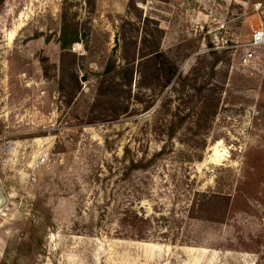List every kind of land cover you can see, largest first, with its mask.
Instances as JSON below:
<instances>
[{"label":"rangeland","instance_id":"1","mask_svg":"<svg viewBox=\"0 0 264 264\" xmlns=\"http://www.w3.org/2000/svg\"><path fill=\"white\" fill-rule=\"evenodd\" d=\"M260 28L264 0H0V264H264Z\"/></svg>","mask_w":264,"mask_h":264},{"label":"built area","instance_id":"2","mask_svg":"<svg viewBox=\"0 0 264 264\" xmlns=\"http://www.w3.org/2000/svg\"><path fill=\"white\" fill-rule=\"evenodd\" d=\"M264 46V28L257 29L251 40L245 45L244 60L251 61L258 48Z\"/></svg>","mask_w":264,"mask_h":264},{"label":"water","instance_id":"3","mask_svg":"<svg viewBox=\"0 0 264 264\" xmlns=\"http://www.w3.org/2000/svg\"><path fill=\"white\" fill-rule=\"evenodd\" d=\"M82 80H83V81H85V80H86V77H85V76H83V77H82Z\"/></svg>","mask_w":264,"mask_h":264}]
</instances>
